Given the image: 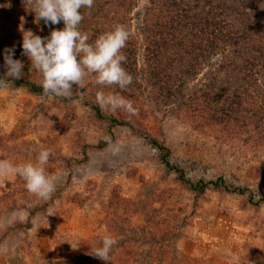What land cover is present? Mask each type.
Listing matches in <instances>:
<instances>
[{
  "label": "rangeland",
  "instance_id": "1",
  "mask_svg": "<svg viewBox=\"0 0 264 264\" xmlns=\"http://www.w3.org/2000/svg\"><path fill=\"white\" fill-rule=\"evenodd\" d=\"M146 5L134 9L137 28ZM22 29L50 33L0 19V76L5 48L15 47L21 77L42 83L22 54ZM143 49L136 51L137 111H103L146 127L192 179L223 176L264 198V126L257 127L253 103L209 89L204 71L177 88L174 75L149 69ZM82 83L64 101L0 82V160L35 163L39 150L50 149L44 167L55 184L44 199L18 175L0 176V264H264V201L213 187L198 195L135 129L96 116L88 102L104 90L93 73ZM105 234L117 240L108 261L92 254Z\"/></svg>",
  "mask_w": 264,
  "mask_h": 264
},
{
  "label": "trees",
  "instance_id": "2",
  "mask_svg": "<svg viewBox=\"0 0 264 264\" xmlns=\"http://www.w3.org/2000/svg\"><path fill=\"white\" fill-rule=\"evenodd\" d=\"M139 1L94 0L91 9H81L83 20L80 29L88 34L90 43L116 23L126 25L130 33L122 51L127 57L123 67L133 76L132 83L127 89L98 84L101 89L124 96L136 107L134 85L141 74L136 51L144 47L142 60L150 61L152 66L149 69L158 70V76L169 78L174 75L180 82L179 88L181 79L194 80L204 71L208 74L209 89H222L225 94L234 91L243 106L252 102L257 127L263 128L264 0H147L137 28L133 19ZM32 8V0H0V19L43 31L63 28L62 21L51 26L45 25L43 20L37 22ZM2 77L0 80L16 87H26L34 94L46 95L42 83L25 77L7 80ZM58 98L71 101L73 96ZM88 104L96 116L109 122L110 126L127 125L144 136L159 150L167 171L175 173L182 184L198 195L213 187L223 192L248 194L256 205L264 201V198L256 200L248 186L231 185L223 176L209 181L192 179L185 168L172 162L171 147L153 136L146 127L134 125L124 116L119 118L107 114L98 102Z\"/></svg>",
  "mask_w": 264,
  "mask_h": 264
},
{
  "label": "clouds",
  "instance_id": "3",
  "mask_svg": "<svg viewBox=\"0 0 264 264\" xmlns=\"http://www.w3.org/2000/svg\"><path fill=\"white\" fill-rule=\"evenodd\" d=\"M32 3L31 10L35 12L37 22L43 20L45 25L51 26L62 21L64 25L63 28H52L47 36L22 29V54L29 57L31 64L40 72L44 93L70 98L74 84L84 86L82 81L86 73H95L97 84L127 89L133 76L123 67L127 57L122 49L130 36L126 25L116 23L90 43L88 34L80 29L83 20L81 9H91L94 0H32ZM14 54L15 47L5 48L4 80L20 79L23 74V61L14 59ZM96 98L102 108L107 106L112 111L121 108L132 114L137 111L131 100L117 93L98 91ZM50 155L51 150L43 148L37 153L35 163L13 164L0 160V176L18 175L25 181L28 191L47 199L55 187L54 177L47 175L44 167ZM116 243L115 237L105 234L92 254L108 261Z\"/></svg>",
  "mask_w": 264,
  "mask_h": 264
}]
</instances>
